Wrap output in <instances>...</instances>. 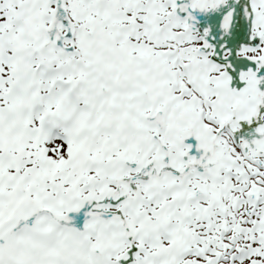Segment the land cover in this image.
Instances as JSON below:
<instances>
[{"label": "snow or ice", "instance_id": "6c2138e0", "mask_svg": "<svg viewBox=\"0 0 264 264\" xmlns=\"http://www.w3.org/2000/svg\"><path fill=\"white\" fill-rule=\"evenodd\" d=\"M0 264H264V0H0Z\"/></svg>", "mask_w": 264, "mask_h": 264}]
</instances>
